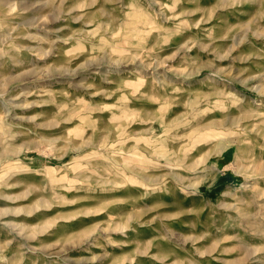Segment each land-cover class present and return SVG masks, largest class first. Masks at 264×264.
Wrapping results in <instances>:
<instances>
[{"label": "rangeland", "instance_id": "rangeland-1", "mask_svg": "<svg viewBox=\"0 0 264 264\" xmlns=\"http://www.w3.org/2000/svg\"><path fill=\"white\" fill-rule=\"evenodd\" d=\"M0 264H264V0H0Z\"/></svg>", "mask_w": 264, "mask_h": 264}, {"label": "bare ground", "instance_id": "bare-ground-1", "mask_svg": "<svg viewBox=\"0 0 264 264\" xmlns=\"http://www.w3.org/2000/svg\"><path fill=\"white\" fill-rule=\"evenodd\" d=\"M36 4H37V3H36ZM32 5H33V4H32ZM37 5H38V4H37ZM33 6H34V5H33ZM34 7H35V6H34ZM34 7H33V8H34ZM23 8H24V7H23ZM28 9H29V8H28Z\"/></svg>", "mask_w": 264, "mask_h": 264}]
</instances>
